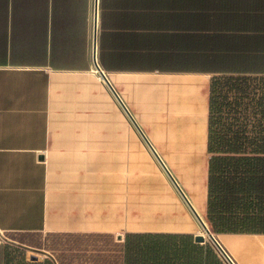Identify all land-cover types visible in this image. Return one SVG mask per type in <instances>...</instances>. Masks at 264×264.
Instances as JSON below:
<instances>
[{
  "label": "crops",
  "instance_id": "0c3cea01",
  "mask_svg": "<svg viewBox=\"0 0 264 264\" xmlns=\"http://www.w3.org/2000/svg\"><path fill=\"white\" fill-rule=\"evenodd\" d=\"M217 75L264 76V0H0V239L51 231L58 179L130 206L165 200L175 186L121 104L188 198L207 178ZM148 164L158 176L140 175ZM218 235L235 264H264V246L239 243L264 235Z\"/></svg>",
  "mask_w": 264,
  "mask_h": 264
},
{
  "label": "trees",
  "instance_id": "16d2710c",
  "mask_svg": "<svg viewBox=\"0 0 264 264\" xmlns=\"http://www.w3.org/2000/svg\"><path fill=\"white\" fill-rule=\"evenodd\" d=\"M264 76L214 77L209 85L207 178L190 188L215 234L264 235ZM188 211V210H187ZM185 227L196 232L189 214ZM38 234H21L25 237ZM49 256L32 264H224L192 233L109 232L50 234ZM60 247L59 252L56 251Z\"/></svg>",
  "mask_w": 264,
  "mask_h": 264
},
{
  "label": "rangeland",
  "instance_id": "374dc122",
  "mask_svg": "<svg viewBox=\"0 0 264 264\" xmlns=\"http://www.w3.org/2000/svg\"><path fill=\"white\" fill-rule=\"evenodd\" d=\"M214 77L224 78L227 76H213L210 78V81ZM99 78H101L100 75ZM85 84L86 91H91V82H85ZM262 85L264 87V83H262ZM58 138L61 140L69 139L65 135ZM139 152L140 151L136 153L138 154ZM69 154L70 153H64L57 149L54 150V153L52 152L50 154L52 165L55 166V170H58L61 165H63L64 169L67 168L69 163L72 162ZM157 166L164 175L161 167H159V165ZM142 170L146 171L144 173L140 172L143 178L156 177L159 175L149 164L148 166L146 165V169ZM126 175L127 174H124L122 177L125 178ZM72 182L74 181H68L65 178L61 181L58 179L52 187V192L50 193L51 231H45L33 237H25L23 243L19 241L20 236L0 239V264H32L35 260L40 262V260L48 257L49 253L46 250H42V248L37 249L36 246H51L55 240L49 235L67 232L64 230H74L76 233H84L87 232L86 230L88 229L93 231L108 229L111 230L112 232H110L114 235H117L119 232H123L122 235H124L125 230L133 228L144 229L161 227L163 229L191 231L185 227L187 218L189 217L188 211L196 227V232L192 231L193 234L203 235L202 227L199 222L191 214L181 195L172 185L169 186L170 191H167L163 186V190L166 192L163 194L165 200L162 199V202L160 200H146L148 197L143 195V200H139L137 203L134 201L132 203L133 206L132 204L130 206L123 197H115V199H111L110 197L101 198L93 191V188L97 189L95 186L86 187L85 185L87 184L81 181L74 184H72ZM159 185L160 183L158 186ZM108 189L111 190L110 188ZM190 196L191 193L189 190L188 199L191 201ZM178 200L181 201V205L178 203ZM191 203L193 204L192 201ZM194 207L196 208L195 205ZM168 211L174 212V215L171 214L172 218L167 214ZM198 212L206 222V211L203 213L198 210ZM160 216L164 217L160 218ZM213 234L218 243L225 249L223 237L215 233ZM204 237L205 241L202 244L209 243L220 260L224 264H229L216 246L210 241L208 236ZM59 248L58 246L56 249L57 252H59ZM226 249L231 252L228 248Z\"/></svg>",
  "mask_w": 264,
  "mask_h": 264
},
{
  "label": "water",
  "instance_id": "95a60500",
  "mask_svg": "<svg viewBox=\"0 0 264 264\" xmlns=\"http://www.w3.org/2000/svg\"><path fill=\"white\" fill-rule=\"evenodd\" d=\"M104 80L107 83V80L105 79V77H103ZM111 92L113 93V95L116 97V99L119 101V103L121 104L118 96L116 95V93L114 92V90L109 86ZM125 114L127 115V117L129 118V120L131 121V123L134 125L135 129L137 130V132L140 134V136L144 139L145 143L147 144L148 148L150 149V151L153 153V155L155 156V158L157 159V161L159 162V164L161 165V167L163 168V170L166 172V174L168 175L169 179L171 180V182L173 183V185L175 186V188L177 189V191L179 192V194L181 195L182 199L184 200V202L187 204V206L189 207V209L192 211V213L199 219V221L201 222L203 228L205 229L208 238L210 239V241L216 246V248L223 252V248L222 246L218 243V241L216 240L213 232L210 230L208 224L204 221L203 218H201V216L197 213V211L195 210V208L193 207V205L191 204V202L189 201V199L186 197V195L184 194V192L181 190V188L178 186V184L175 182V180L173 179V177L171 176V174L168 172V170L165 168L164 164L161 162V160L159 159V157L157 156L155 150L153 149V147L149 144V142L145 139L143 133L141 132V130L139 129V127L135 124L134 120L132 119V117L130 116V114L128 113V111L126 110V108L121 104ZM122 235L118 234L117 235V239H121ZM194 240L197 243H203L205 241L204 236L202 235H194Z\"/></svg>",
  "mask_w": 264,
  "mask_h": 264
},
{
  "label": "bare ground",
  "instance_id": "6f19581e",
  "mask_svg": "<svg viewBox=\"0 0 264 264\" xmlns=\"http://www.w3.org/2000/svg\"><path fill=\"white\" fill-rule=\"evenodd\" d=\"M99 71V70H98ZM190 201V200H189ZM191 202V201H190ZM186 204V203H185ZM192 204V203H191ZM187 205V204H186ZM193 205V204H192ZM188 207V206H187ZM194 207V205H193ZM195 208V207H194ZM189 209V207H188ZM190 210V209H189ZM197 213L199 214L198 210L195 208ZM191 214L194 216V218L199 222L200 226L202 227L203 235L202 236H208L205 229L203 228L201 222L199 219L192 213L190 210ZM200 215V214H199ZM201 216V215H200ZM202 218V217H201ZM205 238V237H204ZM239 243L245 246L249 247H259V246H264V236H245V237H239Z\"/></svg>",
  "mask_w": 264,
  "mask_h": 264
},
{
  "label": "built area",
  "instance_id": "2783aa9c",
  "mask_svg": "<svg viewBox=\"0 0 264 264\" xmlns=\"http://www.w3.org/2000/svg\"><path fill=\"white\" fill-rule=\"evenodd\" d=\"M219 252L221 253V255L226 259V261L229 264H235L234 261L232 260V258L228 255V253L226 252V250L224 248H223V252H221V251H219Z\"/></svg>",
  "mask_w": 264,
  "mask_h": 264
}]
</instances>
